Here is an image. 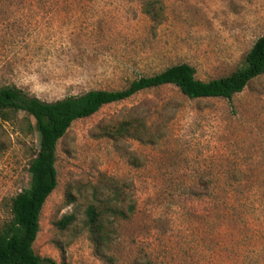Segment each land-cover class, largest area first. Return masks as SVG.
I'll return each instance as SVG.
<instances>
[{
	"label": "rangeland",
	"instance_id": "rangeland-1",
	"mask_svg": "<svg viewBox=\"0 0 264 264\" xmlns=\"http://www.w3.org/2000/svg\"><path fill=\"white\" fill-rule=\"evenodd\" d=\"M148 1L0 0V86L55 101L122 89L180 63L209 80L241 66L264 35V0H162L160 24L145 12ZM28 118L0 120V226L9 199L29 187L39 135ZM125 120L150 134L118 133ZM56 166L59 183L34 243L42 257L264 264V73L230 99L189 98L164 85L105 104L72 123ZM89 204L110 234L103 254L84 222ZM67 214L75 221L61 230L56 222Z\"/></svg>",
	"mask_w": 264,
	"mask_h": 264
},
{
	"label": "trees",
	"instance_id": "trees-1",
	"mask_svg": "<svg viewBox=\"0 0 264 264\" xmlns=\"http://www.w3.org/2000/svg\"><path fill=\"white\" fill-rule=\"evenodd\" d=\"M144 8L153 23L162 22V0L148 1ZM263 73L264 35L247 52L241 66L229 74L209 80L198 78L196 68L191 64L180 63L135 78L122 89H92L55 101L42 100L16 85L0 86V120L13 122L20 112H24L29 117V129L39 135L38 146L28 167L29 187L9 199L10 218L0 226V264H60L53 258L38 254L34 243L41 228L45 203L59 183L57 145L75 120L93 115L105 104L122 101L139 91L164 85H174L189 98L230 99ZM118 133H130L139 140H145L148 131L142 125L125 120L120 124ZM110 208L113 215L126 217V211L119 206L110 205ZM127 210L131 212L133 205H129ZM102 215L95 204H89L85 210L84 222L97 254H103L102 250L110 238ZM74 221L75 215L67 214L56 225L64 230Z\"/></svg>",
	"mask_w": 264,
	"mask_h": 264
}]
</instances>
